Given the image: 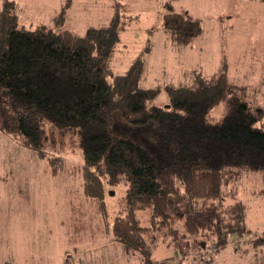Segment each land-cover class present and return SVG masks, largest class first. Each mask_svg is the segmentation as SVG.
Returning <instances> with one entry per match:
<instances>
[{
    "label": "trees",
    "instance_id": "1",
    "mask_svg": "<svg viewBox=\"0 0 264 264\" xmlns=\"http://www.w3.org/2000/svg\"><path fill=\"white\" fill-rule=\"evenodd\" d=\"M164 8L162 25L171 43L189 45L202 31L199 19L168 2ZM13 9L11 1L0 8V127L41 156L46 123L64 133L75 130L82 160L72 171H80L85 201L127 253H141L143 264H185L210 238L217 250L232 233L250 232L239 182L245 171L264 175V110L235 94L225 66L216 78L192 70L163 88L141 87L150 46L124 73L109 66L121 32L138 19L126 4L114 2L109 22L82 35L18 26ZM162 89L167 102L156 105ZM229 94L223 117L209 121L208 110ZM117 187L125 188L124 206L107 221V188ZM258 193L264 195V188ZM148 209L143 225L137 213ZM160 242L178 257L152 258ZM252 242L262 245L264 231Z\"/></svg>",
    "mask_w": 264,
    "mask_h": 264
},
{
    "label": "rangeland",
    "instance_id": "2",
    "mask_svg": "<svg viewBox=\"0 0 264 264\" xmlns=\"http://www.w3.org/2000/svg\"><path fill=\"white\" fill-rule=\"evenodd\" d=\"M5 1L14 3L18 26L44 25L55 32L68 29L82 35L91 26L109 22L113 13L110 3L115 0H70L61 22H56V16L66 0H0V8ZM116 1L126 4L138 19L121 32L120 45L109 63L115 73H124L134 57L150 46L144 53L141 87L163 88L184 80L192 70L216 78L225 66L229 81L236 87L235 94L264 110V3ZM166 2L175 11H187L199 19L202 31L189 45L174 46L164 31ZM231 97L229 94L212 106L207 119L220 120ZM167 99L162 89L153 103L163 105ZM64 132L45 124L41 156L0 127V264H143L141 253H125L120 242L100 230L105 227L104 218L85 201L80 171H72L82 160L79 134L75 130ZM239 186V199L246 206L245 225L250 232L232 233L227 244L217 250L212 248L210 238L207 248L194 251L192 258L183 260L185 264H202V259L208 257L210 264H264V244L254 247L252 242L264 231V196L258 193L264 188V175L261 171H245ZM107 189L109 221L124 206L125 188ZM149 214V209L138 211L141 224L146 225ZM151 257L178 256L171 245L160 242L152 249Z\"/></svg>",
    "mask_w": 264,
    "mask_h": 264
},
{
    "label": "crops",
    "instance_id": "3",
    "mask_svg": "<svg viewBox=\"0 0 264 264\" xmlns=\"http://www.w3.org/2000/svg\"><path fill=\"white\" fill-rule=\"evenodd\" d=\"M114 2H116V0L114 1ZM114 2H111L110 3V6L112 7V9H113V3ZM17 11V10H16ZM16 13V12H15ZM16 16H17V13H16ZM66 16V15H65ZM65 18V17H64ZM259 195H262V196H264L263 194H259ZM104 234H105V236H108L109 238L111 237V239H113L115 242H116V240L114 239V237L112 236V234L111 233H109L107 230H105L103 227H101V229H100ZM24 231V230H23ZM233 240V239H232ZM103 244H105V243H103ZM264 244V243H263ZM213 246V245H212ZM123 249H124V252L125 253H127L126 252V250H125V248H124V246H123ZM33 252H34V254H35V256H37L36 255V253H35V250H33ZM233 253H238V252H236L235 250H233ZM239 255H242V254H240L239 253ZM38 257V256H37ZM39 258V257H38ZM32 264H35L34 262L32 263Z\"/></svg>",
    "mask_w": 264,
    "mask_h": 264
}]
</instances>
